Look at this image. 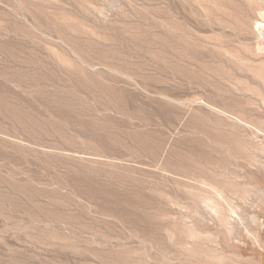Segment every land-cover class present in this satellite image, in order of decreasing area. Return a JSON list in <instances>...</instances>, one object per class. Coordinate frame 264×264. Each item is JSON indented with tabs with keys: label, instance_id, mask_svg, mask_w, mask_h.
Returning a JSON list of instances; mask_svg holds the SVG:
<instances>
[{
	"label": "rangeland",
	"instance_id": "374dc122",
	"mask_svg": "<svg viewBox=\"0 0 264 264\" xmlns=\"http://www.w3.org/2000/svg\"><path fill=\"white\" fill-rule=\"evenodd\" d=\"M264 0H0V264H264Z\"/></svg>",
	"mask_w": 264,
	"mask_h": 264
},
{
	"label": "bare ground",
	"instance_id": "6f19581e",
	"mask_svg": "<svg viewBox=\"0 0 264 264\" xmlns=\"http://www.w3.org/2000/svg\"><path fill=\"white\" fill-rule=\"evenodd\" d=\"M262 27H264V25H261Z\"/></svg>",
	"mask_w": 264,
	"mask_h": 264
}]
</instances>
